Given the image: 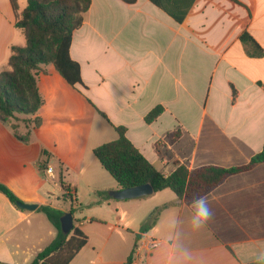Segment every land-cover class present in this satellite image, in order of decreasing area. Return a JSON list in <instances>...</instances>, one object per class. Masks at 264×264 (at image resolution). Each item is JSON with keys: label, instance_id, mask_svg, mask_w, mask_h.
Wrapping results in <instances>:
<instances>
[{"label": "crops", "instance_id": "1", "mask_svg": "<svg viewBox=\"0 0 264 264\" xmlns=\"http://www.w3.org/2000/svg\"><path fill=\"white\" fill-rule=\"evenodd\" d=\"M237 1L241 5L195 0L179 24L148 0L131 5L91 0L69 46L82 85L71 87L54 69L58 76H49L42 66L45 73L37 79L39 93L45 83L38 126L42 141L30 158L24 155L26 145L16 147L19 154L13 156L0 145V175L10 176H0V184L20 202L37 205L34 211L19 209L0 193V263L29 264L52 241L55 230L41 217L40 206L74 209L73 224L86 243L68 264H127L129 256V264H164L183 247L192 249L193 264L260 260L264 162L228 176L207 193L214 219L192 233V203L169 189L136 199L109 197V191L120 187L92 152L115 140L114 128L123 127L131 144L167 176L176 162L189 169L229 168L245 165L261 150L264 0ZM24 5L18 1L19 10ZM14 21L9 1L0 0V67H6L1 71L7 69L10 47L25 43ZM243 32L260 55L239 39ZM157 106L162 112L146 123L145 116ZM175 131L179 135L173 139ZM41 162L52 169L53 180L43 177ZM55 177L68 185L72 200L63 199L60 184V196L50 194L48 182ZM54 199L69 206L52 205ZM147 220L150 224L142 231ZM150 239L158 244L146 250Z\"/></svg>", "mask_w": 264, "mask_h": 264}, {"label": "trees", "instance_id": "2", "mask_svg": "<svg viewBox=\"0 0 264 264\" xmlns=\"http://www.w3.org/2000/svg\"><path fill=\"white\" fill-rule=\"evenodd\" d=\"M8 1L15 15L13 26L21 31L25 43L24 46L10 47L7 69L0 72V121L10 124L12 135L16 140L27 143L30 135L29 121L23 120L26 130L21 134L17 129L19 120L17 115H35L43 104L37 88L39 74L45 73L42 66L51 65L71 87L76 84L82 85L79 65L70 58L69 46L72 33L81 26L83 15L88 10L91 0H23L25 5L21 10L18 6L19 0ZM120 1L129 5L136 2V0ZM148 1L179 24L184 21L195 2V0ZM231 1L241 5L237 0ZM239 39L256 47V53L260 55L261 49L246 32H243ZM95 110L106 119L103 113ZM161 112L162 107L153 108L145 116V122H152ZM32 123L34 127H38L41 119L35 116ZM114 130L117 138L97 146L92 152L117 185L120 188H127L149 184L153 192L169 189L186 204H191L196 196L206 195L228 176L247 171L256 164L264 162V145H262L261 150L245 165L229 168L202 166L189 169L186 164L176 162L175 169L164 176L131 144L125 136L123 127H115ZM178 135V131H175L170 137L174 139ZM41 154L44 155V151H41ZM45 166L46 163L41 162L39 169L42 170ZM59 184L62 190L69 191L68 185L60 177ZM0 193L17 207L16 203L20 202L19 199L2 184H0ZM97 194L106 196L100 192ZM63 199L70 201L71 195L64 193ZM37 210L44 214L55 229V236L29 264H68L85 245L86 236L77 226H73L67 235L61 232L59 218L64 212L50 206H40ZM68 212L73 214L74 209L71 208ZM149 224L147 220L141 230L143 231ZM127 263H130V256L127 258ZM248 264H264V260L260 259Z\"/></svg>", "mask_w": 264, "mask_h": 264}, {"label": "rangeland", "instance_id": "3", "mask_svg": "<svg viewBox=\"0 0 264 264\" xmlns=\"http://www.w3.org/2000/svg\"><path fill=\"white\" fill-rule=\"evenodd\" d=\"M43 67L45 69H47L49 71V76H54L58 74L53 70V68L51 67V65L47 64V65H43ZM6 68L5 66L3 68L0 67V71L2 69ZM48 78V76H47ZM46 78H44L45 80ZM45 83H40L39 87H40V94L42 95V98L44 99V94H45V88L44 87ZM43 111L39 110L36 112L35 115H21L18 114V131L19 133L23 134L25 132V126L23 124V120H28L29 121V128H30V135H29V140L26 144L15 141L12 139V130L10 127V124L8 123H3L0 121V145L3 146V148L6 151H9L10 155L13 156V154H19V151L17 150L16 147H24L22 145H26L27 147H24V155L27 156L28 158H30V154L32 153L31 151H33L36 148L37 142L42 141V136H43V132L42 129H39L38 127H34L32 120L35 116L40 117L42 115ZM2 178L5 179H10V176L4 177L3 175H0ZM49 188H50V194L54 195V196H60V187H59V179L55 177L54 181H49ZM66 191L63 190V194ZM52 205L58 206V207H63L66 208L69 205L65 204L64 202H62L60 199L56 200H52L51 201ZM42 215V214H41ZM76 215V214H74ZM41 217H45L44 214ZM46 219V217L44 218ZM51 225V224H50ZM52 227V226H51ZM54 229V228H53ZM55 230V229H54ZM37 248V247H36ZM38 248H42V247H38Z\"/></svg>", "mask_w": 264, "mask_h": 264}, {"label": "clouds", "instance_id": "4", "mask_svg": "<svg viewBox=\"0 0 264 264\" xmlns=\"http://www.w3.org/2000/svg\"><path fill=\"white\" fill-rule=\"evenodd\" d=\"M192 205L194 214L192 215L189 226L192 233H198L208 227L214 219V212L210 206V201L206 195L193 198ZM264 260V255H261ZM164 264H193L192 249L189 247L174 250L164 261Z\"/></svg>", "mask_w": 264, "mask_h": 264}, {"label": "water", "instance_id": "5", "mask_svg": "<svg viewBox=\"0 0 264 264\" xmlns=\"http://www.w3.org/2000/svg\"><path fill=\"white\" fill-rule=\"evenodd\" d=\"M153 193V189L151 185L149 184H143V185H137L127 188H120L116 191H109L108 195L109 197L116 199V200H127V199H136L143 196H148ZM16 206L19 209H24L28 211H34L37 208V205L35 204H27L22 202H17ZM60 230L63 234L67 235L72 230L74 224H73V218L72 214L70 212H64L60 218ZM129 264V263H127Z\"/></svg>", "mask_w": 264, "mask_h": 264}, {"label": "built area", "instance_id": "6", "mask_svg": "<svg viewBox=\"0 0 264 264\" xmlns=\"http://www.w3.org/2000/svg\"><path fill=\"white\" fill-rule=\"evenodd\" d=\"M43 177L45 179H54V175L52 172V169L48 166H45L42 170ZM65 194L71 195L70 191H66ZM71 200H72V195H71ZM158 244V241L155 239H150L146 244H145V249L149 250L151 247H154Z\"/></svg>", "mask_w": 264, "mask_h": 264}]
</instances>
